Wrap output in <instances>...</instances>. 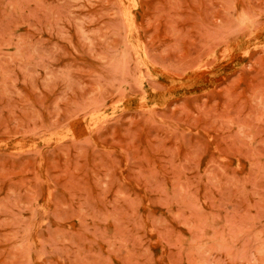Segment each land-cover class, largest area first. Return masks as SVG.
<instances>
[{
  "label": "rangeland",
  "instance_id": "rangeland-1",
  "mask_svg": "<svg viewBox=\"0 0 264 264\" xmlns=\"http://www.w3.org/2000/svg\"><path fill=\"white\" fill-rule=\"evenodd\" d=\"M0 264H264V0H0Z\"/></svg>",
  "mask_w": 264,
  "mask_h": 264
}]
</instances>
